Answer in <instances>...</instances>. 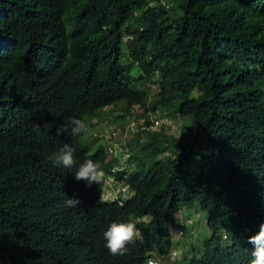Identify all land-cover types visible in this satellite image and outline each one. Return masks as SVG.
<instances>
[{"label": "trees", "instance_id": "trees-1", "mask_svg": "<svg viewBox=\"0 0 264 264\" xmlns=\"http://www.w3.org/2000/svg\"><path fill=\"white\" fill-rule=\"evenodd\" d=\"M141 83L159 88L153 108ZM120 105L101 133L98 118ZM159 109L162 127L139 126L138 147L109 153L116 119ZM71 116L87 132L58 135ZM169 117L183 122L176 134ZM65 144L130 196L110 200L103 180L54 167L47 156ZM124 150L131 164L113 173ZM197 203L210 236L176 264H249L264 223V0H0V264L169 260L179 215ZM114 221H140L123 256L104 247Z\"/></svg>", "mask_w": 264, "mask_h": 264}, {"label": "rangeland", "instance_id": "rangeland-1", "mask_svg": "<svg viewBox=\"0 0 264 264\" xmlns=\"http://www.w3.org/2000/svg\"><path fill=\"white\" fill-rule=\"evenodd\" d=\"M172 8H173L172 4L166 6V9L168 10L169 15H172ZM140 88L147 89L150 92V99H149L150 106L149 107L153 108L158 98V92H159L158 86L154 85L153 83H147V84L141 83ZM124 110H125V106L123 105L107 109L104 112L105 114L98 118L99 121L97 120V123L95 121L96 123L95 126H99L100 128L98 130H100L101 133H104V128L102 127V123L105 122L104 120L111 114H113V116L114 115L119 116L121 113H124ZM158 115L166 117L165 113L161 109L156 110V111H145L144 114L140 118L135 119V122H137L138 128H139V126H142L141 125L142 122L148 119H152ZM116 120L117 121L115 123L119 127V132L117 131L118 129H116L117 134L113 137L111 136L112 132L110 133L108 132L106 134L107 139H109V136L110 138L112 137L109 140V144L110 145L115 144L119 146L120 148L138 147V139L135 135L136 132H132V130L129 127L128 120L127 119L123 120L122 118H118ZM168 123L169 125H171L169 126L168 130L174 134L178 133V130L182 127V124H183L182 120L180 121L179 119H174L170 117H169V121L167 120V124ZM98 130L93 128L91 129V131H89L88 135H91L93 138H95V140H97L101 138L100 137L101 135L99 134ZM132 157L135 158V155H132ZM130 164H131V161H128L127 159V161L125 162V165H130ZM116 188L117 187L112 188L110 185L105 187V190H106L105 194L107 195L108 199L110 200L115 199V198H109L108 196L113 197L112 193H115V190H117ZM184 225L188 226L189 228L188 232H191L190 237H187L185 232H183L184 230L182 229V227ZM174 235H175V247L170 256V259L167 260V258L164 259L161 256H157L156 260H154L155 262L157 261L156 264H176L178 262L185 260L186 257H187V263H188L194 256L198 257L200 255L201 248L203 247L204 243L210 236V231L207 226V214L200 211L198 203L195 204L192 208L191 207L185 208L180 213L179 221L177 224V230L174 231ZM187 246L189 248L195 246V248H198V249L196 252H193L192 250L188 252L189 249L187 248Z\"/></svg>", "mask_w": 264, "mask_h": 264}, {"label": "clouds", "instance_id": "clouds-1", "mask_svg": "<svg viewBox=\"0 0 264 264\" xmlns=\"http://www.w3.org/2000/svg\"><path fill=\"white\" fill-rule=\"evenodd\" d=\"M44 127H49L45 124ZM41 125L36 124L34 131L39 132ZM70 130L73 136H79L87 132V124L85 121L77 116L68 118L67 124L63 128L57 129V134ZM75 149L68 144H65L58 151L52 152L47 156V160L52 163L54 167L62 166L66 169L76 167L74 177L77 181H84L88 187L93 184H100L103 180L104 173L99 162L92 159H85L77 166V159L74 155ZM81 201L78 198H67L64 201L66 208H77ZM146 219V218H145ZM140 221L128 222H112L107 229L102 233L105 241L104 247L109 254L113 256H123L129 251L128 246L136 243L137 240L143 239L141 230L137 227ZM225 229V228H224ZM226 233H230L225 229ZM226 240L229 236L224 237ZM248 243L252 245L250 255L252 259L249 264H264V223L259 226L257 234L248 238ZM147 264H155L154 261L149 260Z\"/></svg>", "mask_w": 264, "mask_h": 264}, {"label": "built area", "instance_id": "built-area-1", "mask_svg": "<svg viewBox=\"0 0 264 264\" xmlns=\"http://www.w3.org/2000/svg\"><path fill=\"white\" fill-rule=\"evenodd\" d=\"M152 121V125L151 126H144L143 123H141L142 125V128L144 129H158L160 127H162L166 120L163 119L160 115L158 116H155L154 118L151 119ZM130 129L132 131H137V127H138V124L137 122L133 121L130 125H129ZM111 129V136H115L117 134V131L116 129H114V127H110ZM116 149H117V145L113 144V145H110L109 146V153L110 154H114L116 152ZM167 155H170V153H167ZM128 151H124V155L122 156V160L118 163V164H115L113 167H112V172L113 173H117L119 172L120 170H122L123 168V164H125V162L127 161L128 159ZM103 181H104V186H108L110 185L112 188L114 187H117L115 190V193H112V196H108L109 198H119V197H129L130 196V189L128 188V186H126L125 184L123 183H119L115 180L114 176H105L103 177ZM106 198H107V195H106Z\"/></svg>", "mask_w": 264, "mask_h": 264}, {"label": "bare ground", "instance_id": "bare-ground-1", "mask_svg": "<svg viewBox=\"0 0 264 264\" xmlns=\"http://www.w3.org/2000/svg\"><path fill=\"white\" fill-rule=\"evenodd\" d=\"M160 130V129H159Z\"/></svg>", "mask_w": 264, "mask_h": 264}]
</instances>
